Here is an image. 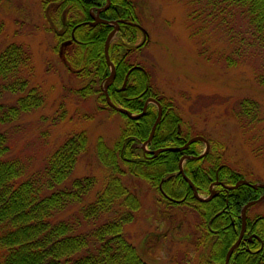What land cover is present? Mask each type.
Masks as SVG:
<instances>
[{"label":"trees","instance_id":"16d2710c","mask_svg":"<svg viewBox=\"0 0 264 264\" xmlns=\"http://www.w3.org/2000/svg\"><path fill=\"white\" fill-rule=\"evenodd\" d=\"M40 1L43 9L53 6L57 18L52 28L54 49L62 52L67 71L81 82L77 93L93 97L99 109L118 113L123 125L111 147L98 139L96 154L108 174L92 201L84 198L96 183L94 176L68 180L86 148L84 131L67 137L45 159L41 170L28 174L24 160L9 156V136L1 127L41 106L43 98L36 87H28V79L22 75L24 69L30 70L29 49L11 43L0 50V91L18 94L14 103L0 105V264H150L124 231L141 205L139 195L122 180L126 173L145 180L164 206L185 207L195 213L200 233L197 245L208 246L211 263L223 264L240 234L243 206L257 200L264 187L238 183L246 179L244 174L227 161L222 144L211 138L206 137L209 148L199 157L201 140L184 149L154 152L181 147L199 134L191 133L174 100L153 85L151 72L136 59L134 54L148 39L132 0ZM189 1L203 2L201 10L212 18L226 17L233 8L240 10L262 51L263 71L257 82L264 86V0ZM93 14H98L96 19ZM98 19L125 20L108 44L113 76L107 91L113 105L133 114L143 111L149 97L161 105L162 115L150 139L157 116L155 104L148 103L142 114L129 117L105 100L101 84L110 76L111 67L104 46L113 26ZM256 115L255 100L238 101L234 117L243 130L255 124ZM145 143L148 151L142 147ZM184 156L190 158L184 160L181 173ZM185 177L198 194H209L210 184L219 182L217 193L198 200ZM74 205L76 211L65 215ZM250 207L246 209L243 238L231 253L229 264H264V214L250 215Z\"/></svg>","mask_w":264,"mask_h":264},{"label":"rangeland","instance_id":"374dc122","mask_svg":"<svg viewBox=\"0 0 264 264\" xmlns=\"http://www.w3.org/2000/svg\"><path fill=\"white\" fill-rule=\"evenodd\" d=\"M132 1L148 39L134 55L151 72L153 85L174 100L192 134L222 144L233 167L248 181L264 184V86L257 82L263 55L240 10L233 8L226 17L212 18L201 10L203 2ZM53 11V6L43 9L40 0H0V50L11 43L29 49L30 70L24 69L22 75L28 87H36L43 98L41 106L1 129L9 136V156L24 160L28 174L41 170L45 159L67 137L84 131L86 148L68 180L94 176L96 183L84 198L90 202L108 174L96 154L98 139L111 147L123 119L118 113L99 109L93 97L77 93L81 82L67 71L62 52L54 49L52 28L57 18ZM109 82L104 80L101 87ZM17 96L1 90L0 105L14 103ZM242 98L257 103L255 124L246 130L234 117ZM122 180L140 197L141 205L124 231L144 260L150 264H215L205 261L208 251L196 243L200 233L195 213L185 207L164 206L153 187L130 173ZM76 208L70 207L65 215ZM249 214H264V196L251 205Z\"/></svg>","mask_w":264,"mask_h":264},{"label":"water","instance_id":"95a60500","mask_svg":"<svg viewBox=\"0 0 264 264\" xmlns=\"http://www.w3.org/2000/svg\"><path fill=\"white\" fill-rule=\"evenodd\" d=\"M108 5H109V2L103 7V9H104L106 6H108ZM97 15H98V14H97ZM97 15H96V17H97ZM97 21H100V22H103V23H108V24H111V25L114 26L113 29L111 30V32L108 34L107 39H106V41H105V46H104V53H105V56H106V61H107L108 64H110L109 57H108V43H109V41L111 40V38L113 37V35L115 34V32L118 30L119 23H124L125 20H124V19H120V20H117V21H108V20L98 19ZM94 23H95V21H92V22H91V24H94ZM111 68H112V71H111V75H110L109 78H111V76L113 75V66H112V65H111ZM107 85H108V84H106V85L103 86V88H102V92L104 93L105 100H106V102H107V104H108L109 106L113 107L114 109H116V110H118V111H120V112H123V113L127 114L129 117H136V116L139 115V114H138V115H134V114L128 112V110H126V109H123V108H120V107H118V106L113 105V103L110 101V98H109V95H108ZM148 101H149V102H154V103H156L157 106H158V116H157V118H156L154 124L152 125L151 132H150V137H151V136L153 135V133H154L155 126H156V124H157V122H158V120H159V117H160V115H161V107H160V105H159L154 99H152V98H148ZM144 108H145V107H144ZM150 137H149V139H150ZM149 139H148V140H149ZM196 139L204 140L202 137H200V136H196V137H192V138H190V139L188 140V142H187L185 145H183L182 147H177V148H176V147L161 148V149H158V150H156V151H154V152H158V151H160V150H164V149H172V150L184 149V148H185L190 142H192V141H194V140H196ZM204 141H205V140H204ZM205 144H206V148H205V151H204L203 153H205V152L208 150V143H207V141H205ZM203 153H202V154H203ZM202 154H200L199 156H201ZM199 156H197V157H199ZM187 158H190V156H184V157L181 159V161H180V165H179V166H180V171H181V172H183V171H182V163H183V160H184V159H187ZM185 179H186V181L188 182V184L191 186V188H192V190H193V192H194V196H195L197 199H199V200L207 199V198L211 197V196L215 193L214 191L211 190V193H210V195H209L207 198H202V197H200V196L196 193V190H195L194 185L192 184V182H191L188 178H186V177H185ZM238 183H244V184L250 185V186H252V187H257V186L264 187V184H261V183H255V184H252V183L248 182L247 180H241V181L238 182ZM263 196H264V194H263L262 196H260V197H259L257 200H255V201H258V200L261 199ZM255 201L248 202V203H246V204L243 206V208H242V231H241V233H240V236H239L238 240L233 244V246L231 247L230 251H231V250H232V249L238 244V242H239V240H240V238H241V236H242V234H243V229H244V225H245V216H246V215H245V211H246V208H247L249 205H251L252 203H254ZM230 251H229V253L227 254V257H226V260H225V264H228V259H229Z\"/></svg>","mask_w":264,"mask_h":264},{"label":"flooded vegetation","instance_id":"af4514ba","mask_svg":"<svg viewBox=\"0 0 264 264\" xmlns=\"http://www.w3.org/2000/svg\"><path fill=\"white\" fill-rule=\"evenodd\" d=\"M149 98H152V97H149ZM152 99H154V98H152ZM155 100V99H154ZM156 101V100H155ZM157 102V101H156ZM148 103H153V104H155L156 105V107H157V116H158V106H157V104L156 103H154V102H149L148 101V98H147V100H146V102H145V104H144V107L146 108V106H147V104ZM158 103V102H157ZM159 104V103H158ZM160 105V104H159ZM143 107V111L141 112V113H139V115L140 114H142L143 112H144V110H145V108ZM160 107H161V105H160ZM136 115H138V114H136ZM138 115V116H139ZM161 115H162V107H161ZM161 115H160V117H159V119L161 118ZM157 116H156V118H157ZM137 117V116H136ZM156 120V119H155ZM159 121V120H158ZM155 122V121H154ZM158 123V122H157ZM154 124V123H153ZM156 126H157V124H156ZM156 126H155V128H156ZM152 128V127H151ZM155 131V130H154ZM161 149V148H160ZM165 150V149H164ZM156 151V150H155ZM161 151V150H160ZM157 153V152H156ZM216 184H219V182L217 183V182H213V183H211L210 184V186H209V190H210V188H213L214 190H215V194L217 193V189L215 188V185ZM193 191V190H192ZM196 193H197V191H196ZM193 194H194V192H193ZM196 198V197H195ZM197 199V198H196ZM246 223V222H245ZM241 231H242V227H241ZM241 231H240V233H241ZM244 231H245V225H244V229H243V234H242V236H241V238H240V241H241V239L243 238V235H244ZM240 235V234H239ZM239 237V236H238ZM238 239V238H237ZM237 241V240H236ZM235 241V242H236ZM239 241V242H240ZM239 242H238V244H239ZM238 244L236 245V246H238ZM204 247L207 249L208 248V246L207 245H204ZM231 248V247H230ZM246 248V250H248V247H245ZM234 249H235V247L230 251V249L228 250V252H227V254L229 253V251H230V255H229V259H230V256H231V253L234 251ZM207 251H209L208 249H207ZM205 254H207V252H204ZM227 254H226V256H225V259H224V263L223 264H225V260H226V257H227ZM229 259H228V264H229ZM207 263H211L210 262V259H209V256H208V254H207V256H206V260H205Z\"/></svg>","mask_w":264,"mask_h":264}]
</instances>
